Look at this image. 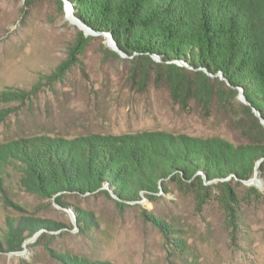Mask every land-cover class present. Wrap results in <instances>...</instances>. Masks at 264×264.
Listing matches in <instances>:
<instances>
[{
	"label": "rangeland",
	"instance_id": "374dc122",
	"mask_svg": "<svg viewBox=\"0 0 264 264\" xmlns=\"http://www.w3.org/2000/svg\"><path fill=\"white\" fill-rule=\"evenodd\" d=\"M57 5L0 0V94L28 93L20 102L0 99V241L8 221L20 217L62 225L35 234L20 252L2 247L0 264H62L59 254L110 264H264L263 160L255 184L232 176L207 180L199 171L181 182L166 179L157 193H140L123 209L102 193H65L62 207L55 201L60 194L43 198L20 184L17 153L40 138L162 132L264 146L256 110L220 74L202 82L189 68L172 72L162 60L112 55L107 36L74 24L71 3L69 18ZM78 32L91 37L89 45L60 81L47 83ZM101 189L110 191L106 184ZM75 209L92 212L96 227L78 226ZM152 217L170 226L168 240Z\"/></svg>",
	"mask_w": 264,
	"mask_h": 264
},
{
	"label": "trees",
	"instance_id": "16d2710c",
	"mask_svg": "<svg viewBox=\"0 0 264 264\" xmlns=\"http://www.w3.org/2000/svg\"><path fill=\"white\" fill-rule=\"evenodd\" d=\"M34 0H25L31 3ZM75 16L94 32L110 37L128 56L151 62L156 55L172 72L186 68L169 63L181 61L206 82L220 74L231 88L242 89L246 100L264 119V0H66ZM57 6L62 12L60 0ZM91 37L78 32L68 55L47 83L60 81L89 45ZM112 55H117L111 52ZM41 85L37 83L34 90ZM235 95L236 91L231 90ZM25 91L4 92L2 101H23ZM250 113V109H247ZM257 126L259 121L250 113ZM22 166L20 184L30 193L52 198L62 207L65 193L105 194L115 197L118 208L138 200L140 193L151 197L166 179L179 182L202 172L207 180L232 176L238 181L254 177L264 146L234 145L218 137L172 136L162 132L141 134H91L73 139L40 138L18 151ZM261 162L259 169L263 167ZM195 180L201 185L202 179ZM106 184L109 190H102ZM165 190V189H164ZM250 190H254L251 188ZM76 223L84 231L96 227L90 211L75 209ZM168 232L170 226L151 218ZM62 225L34 217L8 221L0 249L20 252L23 244L44 230ZM62 264H110L59 254Z\"/></svg>",
	"mask_w": 264,
	"mask_h": 264
},
{
	"label": "water",
	"instance_id": "95a60500",
	"mask_svg": "<svg viewBox=\"0 0 264 264\" xmlns=\"http://www.w3.org/2000/svg\"><path fill=\"white\" fill-rule=\"evenodd\" d=\"M61 2V5H63V9L65 11V13H69L71 17H73V13H72V9L69 5V3L66 1V0H60ZM76 21L79 23V25L83 28L82 30H87L89 33V35H102L104 37H106L107 35H104L102 33H98V32H94L92 31L91 29H89L88 27H86L81 21H79L78 19H76ZM106 38H109V41L111 43V45L114 47V51L116 54L122 56H127L126 54H124L123 52H121L115 45V43L113 42V40L110 38V37H106ZM149 57L157 62H160L161 61V58L156 56V55H149ZM169 63H172V64H175L177 66H180V67H184V68H189L191 70H194L192 67H189L187 66L185 63L181 62V61H171ZM209 75V73H207ZM242 98L244 100H246V98L244 96H242ZM255 115L258 117V119L260 120L261 124H264V120L261 118L260 114L256 111L255 112ZM257 175H258V169H257V165L255 166V169H254V177L252 180L250 181H247V183H250V184H255L257 182ZM115 198V197H114ZM35 238V237H34ZM34 240V239H33ZM33 240H31L30 242H32Z\"/></svg>",
	"mask_w": 264,
	"mask_h": 264
},
{
	"label": "bare ground",
	"instance_id": "6f19581e",
	"mask_svg": "<svg viewBox=\"0 0 264 264\" xmlns=\"http://www.w3.org/2000/svg\"><path fill=\"white\" fill-rule=\"evenodd\" d=\"M68 14V18L70 17V14L69 13H67ZM74 24H76L79 28H81V29H83L77 22H74Z\"/></svg>",
	"mask_w": 264,
	"mask_h": 264
}]
</instances>
